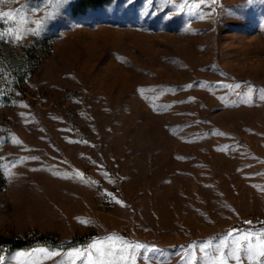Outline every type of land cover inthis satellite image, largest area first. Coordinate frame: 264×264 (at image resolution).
<instances>
[{
    "label": "rangeland",
    "instance_id": "obj_1",
    "mask_svg": "<svg viewBox=\"0 0 264 264\" xmlns=\"http://www.w3.org/2000/svg\"><path fill=\"white\" fill-rule=\"evenodd\" d=\"M81 1L0 0V237L59 239L3 264H199L264 225V0Z\"/></svg>",
    "mask_w": 264,
    "mask_h": 264
},
{
    "label": "snow or ice",
    "instance_id": "obj_2",
    "mask_svg": "<svg viewBox=\"0 0 264 264\" xmlns=\"http://www.w3.org/2000/svg\"><path fill=\"white\" fill-rule=\"evenodd\" d=\"M62 2L67 4L69 0H62ZM201 3H204V0H201ZM212 3H216V0H212ZM247 3L252 4L253 0H247ZM14 16L15 13L13 12L0 11V21H4L5 18L10 21ZM201 19H203V16H201ZM30 31L35 36L40 35L39 26L37 29ZM24 35H27V33L22 35L13 28H9L6 32H0V42L8 37H11L14 41H21ZM261 98L264 99V96ZM226 237L231 240V245H225L223 238L221 244L218 245L210 243L195 245L190 249L192 260H196L195 249L199 248V251L202 253L199 258V264H229L230 261L234 262V264H264V225H261L259 228H251L247 231V234L229 232L226 234ZM102 243H93L87 250L74 249L67 253V256L78 257L81 260V264H135L136 250L140 248H143L145 251L148 250L146 246L139 243L132 244L131 242H125V246L118 250L104 248L102 247ZM152 251L158 250L152 249ZM205 257H211V259L208 260ZM4 259V257L0 256V264H3ZM185 259L187 260V257ZM60 264H65V260H61ZM71 264H76V261H71Z\"/></svg>",
    "mask_w": 264,
    "mask_h": 264
},
{
    "label": "trees",
    "instance_id": "obj_3",
    "mask_svg": "<svg viewBox=\"0 0 264 264\" xmlns=\"http://www.w3.org/2000/svg\"><path fill=\"white\" fill-rule=\"evenodd\" d=\"M113 0H82L77 6L76 10L83 9L85 7L100 6L110 3ZM84 5V6H83ZM80 7V9H79ZM78 8V9H77ZM95 233L74 237L69 243L68 246H73L79 243L87 242L90 240ZM59 239L53 235L39 233L35 236H26V237H11V236H2L0 237V249L4 246L11 249L24 248L28 246H33L38 243H51L57 244Z\"/></svg>",
    "mask_w": 264,
    "mask_h": 264
}]
</instances>
